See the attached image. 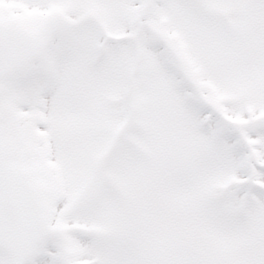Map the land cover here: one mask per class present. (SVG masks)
I'll return each mask as SVG.
<instances>
[{"label":"snow or ice","instance_id":"6c2138e0","mask_svg":"<svg viewBox=\"0 0 264 264\" xmlns=\"http://www.w3.org/2000/svg\"><path fill=\"white\" fill-rule=\"evenodd\" d=\"M0 264H264V0H0Z\"/></svg>","mask_w":264,"mask_h":264}]
</instances>
